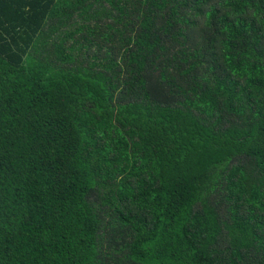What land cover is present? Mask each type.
Listing matches in <instances>:
<instances>
[{
    "label": "trees",
    "instance_id": "trees-1",
    "mask_svg": "<svg viewBox=\"0 0 264 264\" xmlns=\"http://www.w3.org/2000/svg\"><path fill=\"white\" fill-rule=\"evenodd\" d=\"M0 264H264V0H0Z\"/></svg>",
    "mask_w": 264,
    "mask_h": 264
}]
</instances>
